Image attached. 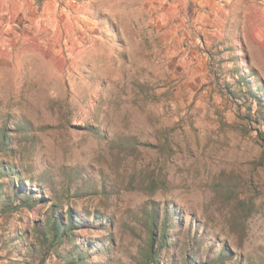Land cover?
<instances>
[{
	"label": "rangeland",
	"instance_id": "obj_1",
	"mask_svg": "<svg viewBox=\"0 0 264 264\" xmlns=\"http://www.w3.org/2000/svg\"><path fill=\"white\" fill-rule=\"evenodd\" d=\"M246 85L264 102V0H0L4 163L40 199L0 214V264L66 263L36 238L52 206L90 264H146L152 213L158 264H264Z\"/></svg>",
	"mask_w": 264,
	"mask_h": 264
},
{
	"label": "trees",
	"instance_id": "obj_2",
	"mask_svg": "<svg viewBox=\"0 0 264 264\" xmlns=\"http://www.w3.org/2000/svg\"><path fill=\"white\" fill-rule=\"evenodd\" d=\"M222 63H220L221 65ZM239 86L246 84V81L243 77H240L236 82ZM246 92H242L245 96L241 95V107L251 110L249 106L257 105V113L255 114L254 121L256 123H261L264 125V105L261 101L260 95L249 90V87L246 85ZM231 94V92H230ZM234 96V92H232ZM19 130V129H17ZM20 130H25L23 127H20ZM12 132V131H11ZM17 132V131H13ZM260 140L263 143L264 147V132H258ZM12 137L7 135L4 128H0V214L4 215L10 212L13 209H16L20 206L33 209L34 204H39L40 199L35 195L32 189H26L22 182L19 180L18 183H14L11 180L13 171L4 163V159H7V153L11 150L9 141ZM5 179H8L7 183L4 182ZM24 187V189H22ZM6 188H12L11 194L6 192ZM56 206H52V215L47 217L42 224L39 222L36 223V238L42 247L43 251L46 254L53 253L58 258L63 259L65 264H90V261L87 259V254L84 250L80 249L81 247L75 243L76 238L72 230L75 227V222L72 218L70 211L66 213L65 222L61 221L60 214H56ZM150 221L147 223V248L145 249L143 259L146 264H158V258L162 251V245L167 243V235L165 232V227H158L156 222V215L152 213L149 215ZM160 229V230H159ZM75 238V239H74ZM65 244V245H64ZM158 244L159 246H157ZM64 246L68 248V251L65 253L58 251V248ZM31 250V254L37 255V250L32 246H27L26 249ZM182 264H212V261L207 260L205 262H192L189 260H183Z\"/></svg>",
	"mask_w": 264,
	"mask_h": 264
}]
</instances>
